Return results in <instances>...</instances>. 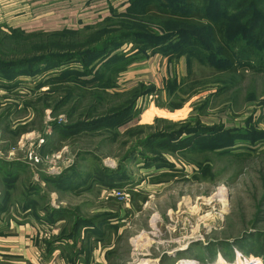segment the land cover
Wrapping results in <instances>:
<instances>
[{
  "label": "rangeland",
  "instance_id": "1",
  "mask_svg": "<svg viewBox=\"0 0 264 264\" xmlns=\"http://www.w3.org/2000/svg\"><path fill=\"white\" fill-rule=\"evenodd\" d=\"M0 1V264H264L263 6L197 2L258 37L233 71L180 0L36 38L10 29L42 0Z\"/></svg>",
  "mask_w": 264,
  "mask_h": 264
},
{
  "label": "crops",
  "instance_id": "2",
  "mask_svg": "<svg viewBox=\"0 0 264 264\" xmlns=\"http://www.w3.org/2000/svg\"><path fill=\"white\" fill-rule=\"evenodd\" d=\"M34 1L35 0H30V2ZM123 1L124 0H42L38 3L31 4L32 19L29 21H22L14 27L20 28L26 33L80 29L81 26L83 27L91 22L103 20L109 16L108 14L114 11H120L119 7H121L120 4H122ZM83 5H85L84 7H86V10L80 13L78 9ZM4 8L6 7H4L0 1V24L10 26L11 23L3 19L6 18ZM156 58L157 56L155 53H152L143 58L134 60L131 64L133 67L130 68V70H133V68L135 70L132 71L130 75L131 79L128 78L127 81L132 80L134 82H143L144 84L150 81L146 78V75H148V71L150 70L152 72L153 70L155 71ZM139 118H141V116H137L130 122L125 123L123 128L137 125ZM118 130L121 131V127H119ZM123 160L124 159H122V161Z\"/></svg>",
  "mask_w": 264,
  "mask_h": 264
},
{
  "label": "trees",
  "instance_id": "3",
  "mask_svg": "<svg viewBox=\"0 0 264 264\" xmlns=\"http://www.w3.org/2000/svg\"><path fill=\"white\" fill-rule=\"evenodd\" d=\"M180 1L182 4L181 5L182 9H183L182 11L184 13L187 11H190V12H187L184 15L179 14V16H176V17H179V19L184 24H186L188 26L201 27V28L207 29L209 31V34L211 35L212 39L215 41V44L218 46V50H219L220 54L229 63V66L234 71L235 68L232 67V65L235 64V53H233V50L242 51V49H243V47H240L239 41H241V42L246 41V42H248V44H251L252 43L251 40L256 39L258 37L252 38L251 33L248 32L246 30V28L244 27V23H240L239 25L237 24L234 31L231 33L234 37H228L229 31L226 29V27L223 23H220L219 21L215 20L214 18H208L204 14L200 13L201 8L197 4V2L199 0H180ZM208 1H205V4H209V3L215 4L216 3V4H219L221 6L226 7L225 12H227V9L230 10V8H232L230 5L231 0H208ZM234 2L235 1H233V3ZM246 3H248V6L252 7V8H256L257 6H263L264 7V0H240L237 4H235V6L233 8H235V10L240 9V11H241L242 9H244V6ZM170 4L173 5V3H171V2H170ZM173 7H175V6L173 5L172 8ZM114 12L116 13L117 11H114ZM242 12H244V14H247L248 11L246 9L245 11H242ZM254 13H256V12L254 11ZM250 14L254 15L252 13H250ZM255 19H256V16H254L253 20H255ZM260 20L264 25V16H262V18ZM11 30H18L19 33H21L25 36L26 35L30 36L32 38H36L39 36H50L51 34L52 35H59V34L65 33L66 31H74L71 29H63V30L53 31V32L26 33L24 31H22V29H20V28H11L10 31ZM2 41L3 40H0V44ZM107 42H105L103 46H106L107 44H109ZM263 42H264V40H263ZM263 48H264V46H263ZM245 53L248 54L249 58L251 56H253L255 58V54H253L251 48L246 49ZM237 55H239V54L237 53ZM176 56H180V54H177ZM71 58H73V55L67 56V60L71 59ZM23 60H25V59H23ZM259 64L260 65H258L259 66L258 70H263L264 69V58L263 57H262L261 62ZM243 65L245 67L246 66H249V67L252 66L249 59ZM254 261H258V260H254Z\"/></svg>",
  "mask_w": 264,
  "mask_h": 264
},
{
  "label": "bare ground",
  "instance_id": "4",
  "mask_svg": "<svg viewBox=\"0 0 264 264\" xmlns=\"http://www.w3.org/2000/svg\"><path fill=\"white\" fill-rule=\"evenodd\" d=\"M221 204V203H220ZM182 262H184V261H182ZM186 263H192L193 261L192 260H186L185 261ZM221 264H228L227 262H225V261H223V262H221ZM236 264H243V262L242 261H238V263H236ZM244 264H248V263H244Z\"/></svg>",
  "mask_w": 264,
  "mask_h": 264
}]
</instances>
